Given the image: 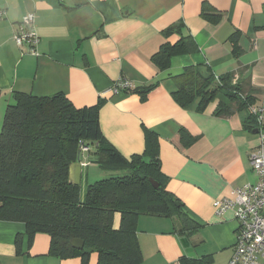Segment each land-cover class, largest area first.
<instances>
[{"label": "crops", "instance_id": "0c3cea01", "mask_svg": "<svg viewBox=\"0 0 264 264\" xmlns=\"http://www.w3.org/2000/svg\"><path fill=\"white\" fill-rule=\"evenodd\" d=\"M202 2L220 14L218 23L201 17ZM0 13V131L14 93L34 97L61 93L78 109L103 101L101 133L124 158L144 153L145 130L156 135L166 191L193 223L187 239L192 258L210 257L211 264H227L237 222L232 211L215 215L213 203L257 182L249 157L259 136L250 125L249 108L225 118L213 115L216 101L203 112L197 111L199 99L181 108L172 96L177 91L172 77L189 67H205L215 78L232 75V83L253 98L250 107H263L264 0H0ZM27 14L35 17L39 39L35 54L13 40ZM176 23L182 24V36L193 39L197 52L174 57L168 68L161 69L152 57L161 45L178 40V35L164 34ZM233 35L238 36V57L232 54ZM119 79L133 89H152L144 98L113 94L110 89ZM180 129L196 142L183 147ZM92 167H85V176ZM119 222L115 214L114 229ZM183 229L174 217L139 216L141 264H177L187 257ZM27 239L24 224L0 221V264H81L79 258L51 253L46 234H35L30 243ZM88 264H97L96 253Z\"/></svg>", "mask_w": 264, "mask_h": 264}, {"label": "trees", "instance_id": "16d2710c", "mask_svg": "<svg viewBox=\"0 0 264 264\" xmlns=\"http://www.w3.org/2000/svg\"><path fill=\"white\" fill-rule=\"evenodd\" d=\"M201 17L211 23L221 19L205 2L201 4ZM164 34L179 38L172 45H161L152 57L161 69L168 68L174 57L197 52L193 39L182 36L181 23ZM237 37L231 38L235 57L241 54ZM172 79L177 84L172 96L181 108L199 99L197 111L203 112L216 101L213 115L225 118L253 104V98L232 83V75L203 79L197 68L189 67ZM151 89L136 88L123 93L144 98ZM102 105L103 101H98L78 109L61 93L50 97L14 93L0 131V221L24 224L28 243L35 234H46L51 253L62 259L79 258L81 264H88L90 255L96 253L97 264H141L136 238L139 216L176 218L183 225L186 240L194 227L183 205L166 191L167 177L160 170L156 135L145 130L144 153L124 158L101 133ZM250 120L256 130L255 118L251 116ZM178 134L185 148L197 140L184 129ZM83 148L102 168L127 173L89 185L81 199L78 186L68 182V171L71 164L80 161ZM150 179L158 188H153ZM115 214L120 216L117 229L112 224ZM72 240L82 241L83 249H73ZM19 243L17 236L15 244ZM177 264H211V259L183 257Z\"/></svg>", "mask_w": 264, "mask_h": 264}, {"label": "built area", "instance_id": "2783aa9c", "mask_svg": "<svg viewBox=\"0 0 264 264\" xmlns=\"http://www.w3.org/2000/svg\"><path fill=\"white\" fill-rule=\"evenodd\" d=\"M2 13H0V16ZM34 15L22 18L18 33L13 37L18 46L28 45L31 54L39 42L33 28ZM133 85L119 79L110 91L113 94L132 90ZM250 114L256 120V132L259 145L249 157L250 165L258 180L254 184L235 189L231 198L214 201L215 215L232 211L237 222L235 243L227 264H264V106L249 107ZM82 151L85 153L86 148Z\"/></svg>", "mask_w": 264, "mask_h": 264}, {"label": "rangeland", "instance_id": "374dc122", "mask_svg": "<svg viewBox=\"0 0 264 264\" xmlns=\"http://www.w3.org/2000/svg\"><path fill=\"white\" fill-rule=\"evenodd\" d=\"M93 156L91 155H81L80 161H78V163L82 164V174H81V181L79 182L78 185V191H79V197L81 199L84 198L85 195V191L87 189V187L95 182H98L102 179H107L110 177H118V176H124L126 175L127 171L125 170H110V169H106L105 167H101L100 165H98L97 163H95V161H93ZM80 164V165H81ZM94 166L92 167V169L90 168V172L88 174V176L86 175V166ZM96 166V168H95ZM119 215V214H118ZM218 217L222 216V215H217Z\"/></svg>", "mask_w": 264, "mask_h": 264}, {"label": "water", "instance_id": "95a60500", "mask_svg": "<svg viewBox=\"0 0 264 264\" xmlns=\"http://www.w3.org/2000/svg\"><path fill=\"white\" fill-rule=\"evenodd\" d=\"M197 70L203 79H207L211 76L210 73H207V69L205 67H199ZM80 175H81V165L78 162L71 164L69 166V171H68L69 184L73 186H78L80 182ZM149 181L152 184L153 188H158V185L152 179H150ZM181 243L185 249L187 257L189 258L194 257V253L192 249L189 247L188 241L186 239H183L181 240ZM70 245L72 246L73 249L77 251H81L83 249V242L80 240H72L70 241Z\"/></svg>", "mask_w": 264, "mask_h": 264}]
</instances>
